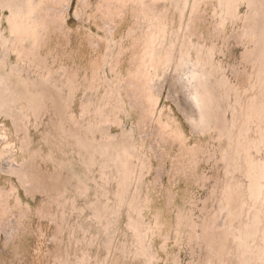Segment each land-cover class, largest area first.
I'll list each match as a JSON object with an SVG mask.
<instances>
[{
    "label": "rangeland",
    "instance_id": "374dc122",
    "mask_svg": "<svg viewBox=\"0 0 264 264\" xmlns=\"http://www.w3.org/2000/svg\"><path fill=\"white\" fill-rule=\"evenodd\" d=\"M262 1L0 0V264H264Z\"/></svg>",
    "mask_w": 264,
    "mask_h": 264
},
{
    "label": "bare ground",
    "instance_id": "6f19581e",
    "mask_svg": "<svg viewBox=\"0 0 264 264\" xmlns=\"http://www.w3.org/2000/svg\"><path fill=\"white\" fill-rule=\"evenodd\" d=\"M258 2H260V1H258ZM264 2V0L262 1V3ZM258 4V3H257ZM257 7H258V5H257ZM259 8V7H258ZM188 87H186V89H190L189 87H192V89H195L196 88V90L198 91L197 92V98L199 99V100H203L204 98H205V96H206V91L205 92H203V90H202V87H201V85H196V83H192L191 82V80H190V78L188 79ZM204 89H208L207 87L206 88H204ZM184 90V89H183ZM196 92V91H195ZM203 98V99H202Z\"/></svg>",
    "mask_w": 264,
    "mask_h": 264
}]
</instances>
